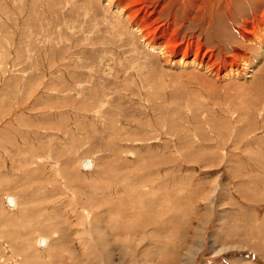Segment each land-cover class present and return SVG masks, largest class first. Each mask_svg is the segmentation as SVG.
Here are the masks:
<instances>
[{"label":"rangeland","instance_id":"obj_1","mask_svg":"<svg viewBox=\"0 0 264 264\" xmlns=\"http://www.w3.org/2000/svg\"><path fill=\"white\" fill-rule=\"evenodd\" d=\"M139 2L174 62L100 0H0V264H264V0Z\"/></svg>","mask_w":264,"mask_h":264},{"label":"bare ground","instance_id":"obj_2","mask_svg":"<svg viewBox=\"0 0 264 264\" xmlns=\"http://www.w3.org/2000/svg\"><path fill=\"white\" fill-rule=\"evenodd\" d=\"M100 1L103 4L104 3L107 4L109 6V8H112L114 13L117 14V12H118L120 20L123 19L122 20L123 22H125L128 26H130V28L135 30V32L137 33V36H139L141 42H143L145 44L147 49L152 50V51H160V53L162 55H166V58L169 59V62H174L175 59L174 58L171 59L169 56L175 55L176 52L174 50H172V51L170 50L171 47L169 46L168 42L161 45L158 42V39H157L156 35H152L150 32H147V31H145L143 29L142 20L144 18L145 13H146V9L144 10L143 9L144 7L139 5V4H141L139 2L140 0H136V1H132V0H100ZM142 5H144V4L142 3ZM254 20H255L254 22H256L257 18L254 19ZM261 20L264 21V15L261 17ZM258 23L259 24H257V27L254 24V27H251V30H249L247 27H245L243 36L247 40L246 42L249 43V41H250L252 43H256L257 45L261 46V45H264V26L260 23V21H258ZM166 35L167 34H164L163 37L166 36ZM168 37H169V39H167L166 37L165 38L167 40H171V37L170 36H168ZM240 56L243 57V55H240ZM178 62H179L180 65H182V67H186V68L189 65H191L193 67L197 65L196 62L192 63L191 61L188 62V61H186L184 59L179 60ZM247 62H248V60H247ZM196 67H201V66L197 65ZM222 72H223V69L222 70H218L217 73H222ZM226 73H227L228 77H235L236 79L237 78L238 79L239 78H245V77L247 79L251 78L250 77L251 75L248 74L249 75L248 76L247 72L244 71V70H241V71H239V73H237V72L233 71L232 68H229V70L226 71ZM86 163H88V164L86 165V168H84V165ZM81 167H82L83 170H86V171L93 170V165L91 163V160L85 161L82 164ZM14 199H16V198H14ZM14 199L13 198H9V197L5 199L6 206L9 209H13L15 207ZM16 201H17V199H16ZM36 242H39L38 245L42 249V248H46L50 244L51 241H50V239L48 240V238H46V239H39Z\"/></svg>","mask_w":264,"mask_h":264},{"label":"water","instance_id":"obj_3","mask_svg":"<svg viewBox=\"0 0 264 264\" xmlns=\"http://www.w3.org/2000/svg\"><path fill=\"white\" fill-rule=\"evenodd\" d=\"M88 163H86L85 165H84V168H86V165H87ZM90 165V164H89ZM91 167V166H90Z\"/></svg>","mask_w":264,"mask_h":264}]
</instances>
